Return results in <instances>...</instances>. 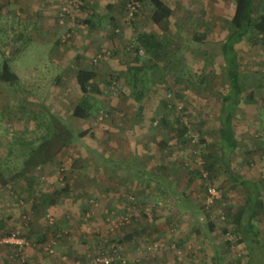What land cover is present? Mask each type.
Here are the masks:
<instances>
[{
    "label": "rangeland",
    "instance_id": "1",
    "mask_svg": "<svg viewBox=\"0 0 264 264\" xmlns=\"http://www.w3.org/2000/svg\"><path fill=\"white\" fill-rule=\"evenodd\" d=\"M81 1L66 0L60 6L56 42H49L38 29L23 27L19 10L0 15V67L8 62L20 77L19 85L0 86V169L4 177L17 172L28 151L53 135L51 115L76 134L88 132L37 170L31 191L25 180L12 188L0 184V221L4 223L0 264H89L99 256L114 258L111 264H246L247 251L236 237L245 192L228 181L216 160L220 156L219 112L229 88L221 45L229 34L234 5L226 0H170L177 7L173 23L163 32L150 17L138 21L144 5L139 0L135 20L125 16L124 49L101 48L85 55L84 43L73 39L84 12ZM63 8H67L65 13ZM142 33L171 41L169 53L176 50L181 63L174 70L173 58L168 67L160 62L156 70H149V90L139 104L125 74L137 62L136 38ZM201 34L205 38L199 43L196 37ZM239 51L244 81L253 86L257 101L243 102L236 113L239 146L232 163L245 179L261 182L263 189L264 45L248 43ZM76 54L90 58L88 64L96 71L94 82L100 90L91 94L100 111L88 120L73 116L82 98L76 76L85 62L80 60L76 66ZM138 54L141 65L154 64L143 49ZM165 118L167 126L162 124ZM184 122L188 129L181 137ZM149 132L153 133L149 143L154 145L147 148L154 159L148 163L173 162L174 169L161 171L157 201L145 197L134 205L122 195L126 212L118 216L119 203L108 200L111 195L120 201L118 190L109 193L104 187L108 169L113 164L117 167L116 155L110 154L113 160L109 162L107 150H133L137 138L146 141ZM213 161L215 166L208 170L206 165ZM209 186L220 193L211 205L206 203ZM66 187L56 204L43 208L42 197ZM148 213L154 220H149ZM255 223L264 234V214ZM135 229L140 233L131 242L120 243ZM14 231L30 238L21 257H16L13 245L4 242ZM42 236L47 240L41 242Z\"/></svg>",
    "mask_w": 264,
    "mask_h": 264
},
{
    "label": "trees",
    "instance_id": "2",
    "mask_svg": "<svg viewBox=\"0 0 264 264\" xmlns=\"http://www.w3.org/2000/svg\"><path fill=\"white\" fill-rule=\"evenodd\" d=\"M143 1H148L153 7L151 16L153 24L163 32L167 31L171 24L172 10L163 0ZM226 1L234 5V11L230 18L231 27L229 34L221 45L222 55L226 62L229 88L223 95L222 106L219 112L218 134L220 156L216 160L220 163L228 181L245 192L246 200L237 217L236 237L237 243L242 244L247 251L246 264H264V239L255 223V219L264 211L262 184L259 181L245 179L234 169L232 163V156L239 146L234 127L236 113L243 102L255 103L254 90L251 89L253 86L247 84V82L245 83V77L241 73L236 46L243 41H248L254 46L264 45V0ZM204 38L205 34H201L196 37V41L202 43ZM136 39L139 43V49L141 48L146 51V55L154 62L150 67L141 65V56L138 54V49L136 64L128 67L126 70L125 81L131 87L132 96L140 104L146 97V93L149 90L148 85L151 83L148 71L156 70L160 62H164L165 66L168 67L173 58L176 63L174 66L175 70L180 66L181 62L178 60L176 50L169 53L171 41L166 38H160L152 33H142ZM96 76V72L89 69H83L77 73L76 79L82 98L73 111L75 118L88 120L100 111V107L91 100V94L100 92L94 82ZM181 78L180 84L182 82ZM2 84L10 86L20 84V77L13 72L8 62H4L0 67V86ZM141 110L142 107H139L140 112ZM51 120L54 124L53 135L42 141L38 146L32 147L30 152L28 151L27 157L24 158L21 168L17 172L9 178H5L0 169V184L2 187L12 188L16 186L19 180H25L28 190L31 191L32 187L35 186L37 170L53 162L62 150L71 146L77 139L83 138L88 134L87 131L76 134L54 115H51ZM162 124L168 125L166 118L162 119ZM185 133L186 130H181L180 136L182 137ZM213 162L206 165L208 170H212L215 166V161ZM66 190L67 187L62 191L57 190L52 194L45 195L41 198V204L46 209L51 204H56L58 196L62 195L63 191ZM139 233V230L135 229L133 233L122 238L120 243L131 242ZM27 237V239H30L29 236ZM45 240H47V236H42L41 242Z\"/></svg>",
    "mask_w": 264,
    "mask_h": 264
},
{
    "label": "crops",
    "instance_id": "3",
    "mask_svg": "<svg viewBox=\"0 0 264 264\" xmlns=\"http://www.w3.org/2000/svg\"><path fill=\"white\" fill-rule=\"evenodd\" d=\"M66 0H0V15H7L10 11L19 10L21 15L18 17V20L22 21V26L25 28H30L31 30L38 29L41 34L47 35L49 38V42L57 41V38L60 34V29L56 24L57 13L60 6ZM84 12L81 14V18L77 24V30L74 31L73 39L76 42H82L84 44L82 49H86L85 55L88 53L94 54V52H98L99 49L103 50H116L124 49V44L126 41L124 37H126V29H128L127 24L125 22V4L123 0H82ZM163 2L172 10V17L170 18V22L173 23V15L175 11L174 7L171 6L170 0H163ZM180 7V6H178ZM153 7L148 1H144V5L142 8V13L138 17V21L141 23L143 19L152 16ZM29 29V30H30ZM30 30V31H31ZM71 39V40H73ZM226 39V38H225ZM73 40V41H74ZM206 41V40H205ZM248 41H243L241 44L236 46L239 62L241 65V73L245 75V72L242 71V63H241V53L239 51L241 46L244 44H248ZM86 45V46H85ZM82 47V46H81ZM102 50V51H103ZM82 52H84L82 50ZM110 52V51H109ZM124 58V56H123ZM84 61L82 64L83 69H89L95 71L93 66L91 67L88 63L90 58L87 56H82L81 54H76L75 62L78 66L79 61ZM136 60V59H134ZM91 63V62H90ZM111 64H117L116 61H111ZM62 65V64H61ZM134 65V64H133ZM72 67V64H70ZM132 66V65H131ZM79 67V66H78ZM96 72V71H95ZM255 102L256 96L254 95ZM249 104V103H247ZM235 127V125H234ZM150 138L146 141H143L140 138H137L138 144L135 146L133 150L128 148L126 149H118V153L114 152L112 147L107 150L108 161H112L113 158L110 154L116 155L114 159L117 161V167L113 164L112 167L108 169L109 174L106 173L108 177V182H106V192L111 193L113 190H118V194L120 197V201H117L115 198L110 195L108 199L110 202L119 203V209L117 210V215L120 216L124 211V206L121 202H123L122 195L128 197V203L133 201L134 205L137 203L136 201L144 200L145 197H153L155 201L159 199L160 192L158 191L157 186L159 183L157 179H162V170L171 171L174 169L173 162H163L162 164H154L148 163L149 160L153 161V151L148 150V146L154 145L153 142L149 143L151 140L153 133L149 132ZM142 136V135H141ZM146 138V136L141 137ZM115 153V154H114ZM116 171L118 174H116ZM113 174V175H112ZM168 176V175H167ZM166 176V177H167ZM113 178V179H112ZM106 179V177H105ZM171 179V178H170ZM253 181H257L255 179H250ZM262 184V183H261ZM264 185V183H263ZM157 191H155L154 189ZM156 187V188H155ZM113 193V192H112ZM163 192L161 193V195ZM263 195H264V187H263ZM133 196V197H129ZM264 201V199H263ZM111 204V203H110ZM43 206V204H41ZM44 209H46L43 206ZM121 209V210H120ZM111 212V210H109ZM113 213V210H112ZM264 214V211L261 215ZM139 215V214H136ZM260 215V216H261ZM147 216L150 219H153V216L148 213ZM157 217V215H156ZM1 219V218H0ZM1 222V221H0ZM2 223V225H1ZM0 223V229L3 228L4 223ZM259 228V227H258ZM143 228L142 230H145ZM260 230V229H259ZM260 233L264 239V234ZM158 236H161L158 233ZM247 263V262H246Z\"/></svg>",
    "mask_w": 264,
    "mask_h": 264
},
{
    "label": "built area",
    "instance_id": "4",
    "mask_svg": "<svg viewBox=\"0 0 264 264\" xmlns=\"http://www.w3.org/2000/svg\"><path fill=\"white\" fill-rule=\"evenodd\" d=\"M125 4V12L128 21H133L137 17L138 13L140 12L141 4L139 0H124ZM67 8H63V12L65 13ZM64 13L61 14L64 17ZM63 22V20H61ZM139 52L142 53V49H139ZM181 130H187L188 124L184 122L183 125L180 127ZM219 191L213 187H208V193L206 198L207 205H211L216 199L219 198ZM56 237H61V234H56ZM5 243L9 245H13L17 249L16 257H21L22 252L24 251L25 247L28 245L27 239L22 235L20 231H14L7 238L4 240ZM49 249V248H48ZM47 249V250H48ZM52 253V251L50 250ZM114 258L107 257V256H99L93 259L89 264H111Z\"/></svg>",
    "mask_w": 264,
    "mask_h": 264
}]
</instances>
